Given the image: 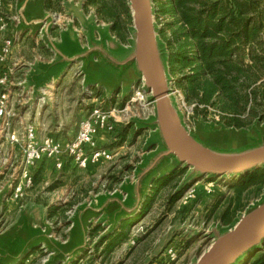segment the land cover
<instances>
[{
    "label": "rangeland",
    "instance_id": "374dc122",
    "mask_svg": "<svg viewBox=\"0 0 264 264\" xmlns=\"http://www.w3.org/2000/svg\"><path fill=\"white\" fill-rule=\"evenodd\" d=\"M86 1L67 0L59 13H47L51 16L59 15L61 26L66 24L67 20H71L75 22V26L81 24L82 26L107 28L113 38L120 41L118 35L110 30L112 23L104 21L97 13L96 7L86 5ZM105 1L116 8L118 14L116 22L118 26H123L126 29L125 41L133 42L132 20L131 24H127V18L120 7L124 0ZM125 1H127L128 6V0ZM151 1L158 47L167 74L166 60L172 50L167 45V41L171 39V34L177 27L169 28L166 24L173 22V19L164 15L157 16L154 12L155 3L153 0ZM77 9H81L80 21H76L74 18ZM72 12L75 13L74 16L71 15ZM69 26H72L71 22ZM38 49L39 51H36L34 46L29 45L24 53L31 60L36 54L41 53L45 56V52L41 51L40 47ZM43 49L53 55L46 46ZM257 51L260 55V49ZM22 53L20 52L18 55H23ZM60 64L66 66L69 63ZM74 64H69L71 67L68 69L72 68ZM257 65L261 68L257 74L264 77L263 63L261 65L258 62ZM56 70L55 75L59 74L62 68ZM185 73L190 74L189 70H186ZM137 78L138 81L132 83L133 85L129 88L126 97H121L116 104L105 100L101 103V107L115 106L122 109L131 95V88L139 86L140 77ZM167 78L172 92L171 98L183 125L192 135L198 136L205 146L221 152H234L264 145V121L249 119L251 123L249 122L250 124L243 128L228 127L225 120H222V117L227 115L221 113L217 106L196 105V103L188 102L184 92L175 87L173 80L176 78L168 74ZM18 79H20L19 76L14 75L11 81L16 84ZM79 83L80 79L77 80L79 91L76 90L75 84L63 96L66 102L76 107L81 105L79 92L84 91L81 83ZM90 93V99H92L94 95L92 91ZM85 94L83 95L84 99H86ZM23 98L25 105L21 101L18 105L19 98L12 93L10 94L12 108L16 114L14 121L18 119V113L22 106L33 103L32 99L28 100L29 96L24 95ZM181 99L184 100V105ZM44 104L39 103L38 100L33 103L36 108L44 107ZM95 104L89 103V112L95 107ZM192 105L195 106L191 107ZM130 110L131 117L128 118V123L120 124L121 127L129 126L123 142L119 143L120 139H114L110 134V139L102 142L101 147L114 154L111 161L98 164L91 170H80L67 164L68 170L64 175L60 174V171L55 170L50 164L36 165L32 169L33 184L31 188L26 190L21 203L33 202L46 207L45 230L47 233L49 232L48 241L52 247L61 250L62 246L68 244L73 233L74 239H80L77 247L84 248L79 255L77 254L78 256L74 255L73 259H65L63 262L65 264H194L208 249L216 236L232 229L245 213L264 201V190L258 192L253 189L245 192L239 201L241 209L234 213L236 201L231 186L235 177H196L190 175V169L183 166L178 167L184 169L182 175L167 185L164 184L165 180L163 183L158 182L163 177L169 178L170 173L161 176L156 170L151 176L147 174L145 179L142 180L141 178L140 182H136L145 166L163 152L164 148L159 143L158 149L143 156L144 151L154 149V142H159L157 132L150 133L146 132L148 130L145 129L154 128L153 111L143 110L136 106H132ZM241 118L248 121L246 114L242 115ZM21 127L23 125L19 124L13 129L19 130ZM75 128L73 125L71 126L72 131ZM0 145L3 144L0 143ZM4 149L2 148V150ZM13 150L19 154L17 147ZM40 167L43 168L42 173L37 176L36 172ZM34 180H36L35 184ZM136 189L138 193L135 194L136 197H133ZM178 192L180 193L179 197L175 201H171L172 196ZM99 194L107 196L119 194L121 197L126 195L125 203L128 207H133L138 202L140 208L134 214L124 213V217L120 221L113 220L114 222L107 223L89 220L84 225H76L75 216ZM19 204L17 203V205ZM226 210H229L231 216V221L228 224H226L228 217L224 216ZM30 212L34 217H37L42 213V208L32 207ZM119 233L125 234L126 239L117 244L111 252H106L105 248L109 242L106 241V238ZM41 247L42 245L35 252L38 263L47 256L46 252L41 251ZM263 249L264 244L244 255L236 264H247L250 255ZM169 250H172V253H169ZM28 257L24 258L21 263ZM33 258L35 257L31 255L30 260ZM52 264H56V261Z\"/></svg>",
    "mask_w": 264,
    "mask_h": 264
},
{
    "label": "crops",
    "instance_id": "0c3cea01",
    "mask_svg": "<svg viewBox=\"0 0 264 264\" xmlns=\"http://www.w3.org/2000/svg\"><path fill=\"white\" fill-rule=\"evenodd\" d=\"M42 2L43 0H14L13 2L3 0L4 13L8 17L16 16L18 19L17 22L9 21L8 31L5 34L6 37L13 38L11 56L7 62L8 68L12 71L10 79L14 75L20 78L16 84L12 82L11 93L19 98L18 105L20 101L25 105L24 95L29 96L28 100L32 99L33 103L44 96L43 103H45L44 107L37 108L33 103L22 106L18 119L13 120V128L18 127L19 124H32L38 138L52 137L56 141H68L75 136L78 122L89 113V103H96L95 107H101V103L105 100L116 104L121 97H126L132 83L138 81L135 65L130 61L133 42L115 40L107 28L81 24L75 26L74 21L72 26L61 30H51L50 39L46 36L41 38L38 34L40 22H43L48 15L43 9ZM80 12L81 9H77L75 10L77 14L71 13L72 16L76 15L74 17L76 21H80ZM29 45L34 46L36 51H39L38 47H40L41 51L45 52V56L40 53L36 54L32 60L28 59L24 50H27ZM43 45L53 55L46 52ZM52 46L64 57L55 54L50 48ZM20 52H23V55H18ZM71 58L78 60L72 68L68 69L71 67L69 64L66 66L60 64ZM60 67L62 71L55 75L56 69ZM79 68L82 72L81 77L78 76ZM78 78L84 91L83 94L79 92L81 105L76 107L66 102L63 96L75 84L76 90L79 91ZM84 84L85 87H83ZM86 90L93 92L92 99H90L91 93ZM84 94L86 99L83 98ZM112 107L115 106L105 109ZM72 125L76 127L74 131L71 129ZM145 129L148 130L146 132H156L155 128ZM195 137L201 141L198 136ZM107 139H110L109 134H99L96 137L97 146L101 147L102 142ZM0 143L3 144L0 145V149L5 148L0 158V264H20L27 256L37 257L35 252L40 244L45 243L53 249L54 247L41 234V231H45L46 228V207L33 202L26 204L20 202L17 205L12 201L11 186L18 177L20 153H15L14 147L9 146L1 136ZM159 143L160 141L154 142V149L144 151L143 156L158 149ZM94 167L95 165H90L87 170ZM177 167L180 166L169 158L163 160L156 171L161 176H165ZM136 193H138L137 189L134 190L133 197H136ZM120 197L119 194L117 196L97 195L89 203L101 212L93 215L84 210L75 216L74 222L77 225L89 220L107 223L122 220L124 216L118 201ZM32 207H41L42 213L34 217L30 212ZM72 235L66 246L56 250L53 263L56 261V264H62L67 254L78 256L81 253V247H77L80 239H74Z\"/></svg>",
    "mask_w": 264,
    "mask_h": 264
},
{
    "label": "trees",
    "instance_id": "16d2710c",
    "mask_svg": "<svg viewBox=\"0 0 264 264\" xmlns=\"http://www.w3.org/2000/svg\"><path fill=\"white\" fill-rule=\"evenodd\" d=\"M66 1L43 0L42 6L46 12L59 13ZM153 3L155 14L171 17L173 22L166 25L177 27L167 41L172 49L166 60L167 74L176 78L174 85L184 92L186 100L196 105L217 106L227 115L222 120L228 127L243 128L251 123L249 119L264 121V77L257 74L261 69L257 63L264 65V0H153ZM86 5L95 6L99 16L112 23L111 32L117 34L121 42L125 41L126 29L118 26L114 6L105 0H87ZM120 7L127 24H131L127 1H122ZM186 70L190 74H186ZM245 114L248 121L241 118ZM128 127L115 124L111 137L119 138L122 143ZM42 164L52 166L46 160L37 165ZM67 164L70 163L63 165L60 174H66ZM42 169H38L37 176ZM183 171L177 167L168 179L163 177L158 183L165 180L167 185ZM231 188L236 201L235 213L241 209L239 201L245 192L264 190V167L235 177ZM179 194L170 200L175 201ZM228 215L229 210H226V224L231 221ZM125 239V234L120 233L106 238L109 242L105 251L111 252ZM247 264H264V249L250 255Z\"/></svg>",
    "mask_w": 264,
    "mask_h": 264
},
{
    "label": "water",
    "instance_id": "95a60500",
    "mask_svg": "<svg viewBox=\"0 0 264 264\" xmlns=\"http://www.w3.org/2000/svg\"><path fill=\"white\" fill-rule=\"evenodd\" d=\"M128 7L134 30L130 61L134 63L140 82L153 102V126L160 144L164 148L163 152L149 162L147 167L145 166L136 182H140L141 178L143 180L155 172L160 163L169 158H172L177 165L190 169V175L196 177H238L264 167V145L234 152H221L205 146L183 125L171 98L166 68L158 47L152 1L128 0ZM53 22L54 19L49 14L43 22H40V26L45 24L44 34L48 39H50ZM50 48L54 50L55 54L64 57L53 46ZM76 61H78L77 58H71L66 60V63L73 64ZM124 196L118 199L123 214L127 212L130 215L137 212L140 208L139 203L128 207ZM96 209L89 203L78 214L84 210L93 215L99 214L101 211ZM84 223L82 222L83 225ZM41 234L48 241L49 236L46 230L41 231ZM263 244L264 201L245 213L232 229L216 236L208 249L194 264H236L244 255ZM40 245L50 253L45 264H52L57 249H53L45 243ZM82 249L84 248L81 247L80 250ZM72 256L74 255L67 254L64 261Z\"/></svg>",
    "mask_w": 264,
    "mask_h": 264
},
{
    "label": "built area",
    "instance_id": "2783aa9c",
    "mask_svg": "<svg viewBox=\"0 0 264 264\" xmlns=\"http://www.w3.org/2000/svg\"><path fill=\"white\" fill-rule=\"evenodd\" d=\"M54 22L53 29H64L73 24L67 20L66 24H59L60 16H52ZM9 21L17 22L16 16L8 17L4 13L3 0H0V136L7 144L17 147L20 153L19 172L16 182L11 186V199L15 203H20L33 184L32 169L41 161H49L55 170H60L63 165L69 162L80 170H86L90 165H98L109 162L114 158V154L103 147H98L96 137L99 134H110L115 124L128 123L131 116V107L136 106L143 110L153 111V102L150 95L145 91L143 84L131 88V95L122 109L112 107L103 109L93 108L85 118L77 124V131L73 139L68 141H55L50 137L38 138L35 127L32 124L23 125L19 130H14L12 123L16 116L12 102L10 100L11 88L13 86L10 79L11 68H8V58L11 56L13 38L6 37ZM39 27L38 34L44 37V26ZM81 69H78V76L81 77ZM83 81V79H82ZM86 92H89L86 90ZM90 93V92H89ZM172 93V92H171ZM44 96L38 100L43 104ZM182 104L185 102L181 99ZM192 105L191 107H194ZM2 151L0 150V158ZM126 195L124 196V199ZM41 251L46 252V258H42L40 264H45L50 253L42 246ZM172 253V250H169ZM37 257L30 260V256L21 264H37ZM38 263V264H39Z\"/></svg>",
    "mask_w": 264,
    "mask_h": 264
}]
</instances>
